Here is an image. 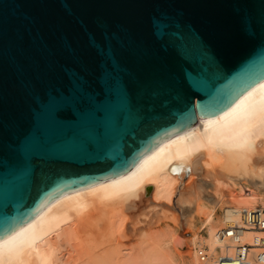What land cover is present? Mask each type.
<instances>
[{"label":"water","instance_id":"95a60500","mask_svg":"<svg viewBox=\"0 0 264 264\" xmlns=\"http://www.w3.org/2000/svg\"><path fill=\"white\" fill-rule=\"evenodd\" d=\"M263 77L264 0H0V239Z\"/></svg>","mask_w":264,"mask_h":264},{"label":"bare ground","instance_id":"6f19581e","mask_svg":"<svg viewBox=\"0 0 264 264\" xmlns=\"http://www.w3.org/2000/svg\"><path fill=\"white\" fill-rule=\"evenodd\" d=\"M196 120L128 170L48 202L0 239V264H73L72 253L83 264H173L152 231L161 223L184 238L201 222L208 235L191 237L193 249L233 243L218 233L264 206V77L212 117L196 110ZM187 264H199L196 251Z\"/></svg>","mask_w":264,"mask_h":264},{"label":"built area","instance_id":"2783aa9c","mask_svg":"<svg viewBox=\"0 0 264 264\" xmlns=\"http://www.w3.org/2000/svg\"><path fill=\"white\" fill-rule=\"evenodd\" d=\"M245 232L252 235L251 242L243 241ZM257 233L264 234V208L258 206L243 210L238 223L218 233L221 241L230 239L233 243H222L216 252L205 244L192 251H196L199 264H264V236Z\"/></svg>","mask_w":264,"mask_h":264},{"label":"rangeland","instance_id":"374dc122","mask_svg":"<svg viewBox=\"0 0 264 264\" xmlns=\"http://www.w3.org/2000/svg\"><path fill=\"white\" fill-rule=\"evenodd\" d=\"M145 201L148 200L149 202L152 200L151 195L148 197H145ZM261 201L259 200L257 202L258 207H262L264 208L263 205H261ZM222 211L221 209H218L216 211V215L215 218L216 219H221L222 218ZM203 225L201 222H198L195 229H193L192 231H188V230H184L181 234L184 235V238H182L183 236H179L180 233H173L172 230L170 229H165L163 223H161L160 226H157L154 228L155 233H161V238H162V247L167 249L169 252V256L171 259V262L174 264H187L191 253H192V240L190 239L191 237L193 238L194 235L197 236V233L199 232V236H207L208 235V230L207 228H202ZM219 228H223L222 226ZM192 233V234H191ZM195 233V234H194ZM189 237V238H188ZM180 238V239H178ZM197 240V239H196ZM128 245H132V243H128ZM71 256H73L75 262H73V259H70V261L73 262V264H83V262L81 260H78L76 253H72Z\"/></svg>","mask_w":264,"mask_h":264}]
</instances>
